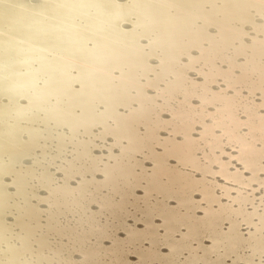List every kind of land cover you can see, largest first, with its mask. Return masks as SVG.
<instances>
[{"label": "bare ground", "instance_id": "1", "mask_svg": "<svg viewBox=\"0 0 264 264\" xmlns=\"http://www.w3.org/2000/svg\"><path fill=\"white\" fill-rule=\"evenodd\" d=\"M0 32V264H264V255L252 254L261 243L264 190L249 197L255 205L241 220L226 224L228 217H216L212 230L198 227L208 209L188 207L189 196L198 205L201 196L186 192L185 181L203 183L205 173L196 171L203 153L190 147L165 155L159 144L129 143L115 134L114 121L99 115L112 107L90 103L98 92L116 91L120 82L112 76L127 78L137 68L154 73L141 83H152L143 95L155 100L173 67L206 49L226 63L222 71L254 72L258 89L264 80L260 0H68L65 7L0 0ZM144 52L147 62L139 63ZM184 75L202 82L195 73ZM199 103L193 100L194 107ZM157 115L170 118L163 107ZM161 135L184 143L162 129ZM260 160L258 154L257 179L264 180ZM204 195L220 192L212 187ZM233 239L252 252L236 244L219 251Z\"/></svg>", "mask_w": 264, "mask_h": 264}, {"label": "snow or ice", "instance_id": "2", "mask_svg": "<svg viewBox=\"0 0 264 264\" xmlns=\"http://www.w3.org/2000/svg\"><path fill=\"white\" fill-rule=\"evenodd\" d=\"M51 2L57 7H65L68 0H51ZM260 3L264 4V0H260ZM3 34L0 32V35ZM148 56L149 53L144 52L138 62L146 63ZM187 58L189 63L175 65L173 71L163 78L168 81V87L162 93L155 94V100L143 95L144 88H151L152 83H141V80H148V76L154 73H145L137 68L135 71L129 70L127 78L125 74L119 77L112 76L111 80L120 82L116 91L113 93L111 89H108L98 92L92 97L90 103L94 105L108 103L112 107L111 114L100 113L99 115L107 116V121H114L115 134L123 135L129 143L143 142L149 147L159 144L161 152L165 155L169 151L182 153L190 147H195L198 154L203 153L202 156L199 155V161L196 164L197 173H205L203 183L185 181V190L192 194L199 193L201 196L199 205L189 196L191 201L189 208L206 206L208 209L207 214L204 215L203 224L200 225L197 221L196 226L212 230L217 223L216 217L221 219L228 217L226 224L231 223L233 218L237 221L241 220L242 215L248 214L247 206L255 205V201L249 200V197L264 190V180L257 179L256 169V156L259 154L261 157L259 175H264V115H256V112H264V102L256 105L257 91L264 92V80L257 89L254 72L241 71V75L236 76L231 69L222 71L226 63L214 59L207 49L199 59ZM185 73H195L197 77L202 78V82L197 79H186ZM155 79L160 80V76L155 74ZM221 82L224 86L218 91H213V86ZM66 87L71 90V83H67ZM155 87L159 88L160 84L157 83ZM130 90H135L136 95H131ZM259 99L264 101V95H261ZM193 100H198L199 105L194 107ZM133 104H139V107H133ZM120 107L128 108L129 114L127 116L121 114L118 111ZM162 107L169 113L170 118L167 121L160 120L157 115ZM210 108L214 111H210ZM79 125L83 127V123ZM197 127L201 129L199 138L193 140ZM141 128L144 130L141 131ZM161 129L171 137H183L184 143L170 144L164 141ZM109 135L111 136L112 133L110 132ZM200 145L203 147H199ZM101 147L106 148L107 144ZM234 161L242 167L243 171L241 167L233 163ZM213 177L226 178L225 185L213 184L211 180ZM212 187L220 192L219 198L204 195ZM237 192L239 195L233 199L232 194ZM222 198H227L229 203H220ZM259 199L264 205V195H261ZM260 223L264 225V221ZM193 227V224H188L189 229ZM259 232L261 243L257 246L258 250L252 253L253 255L256 253L264 255V226L259 229ZM222 243L224 247L219 249L222 253L225 248L233 244L245 248L246 252H252L246 244H241L235 239L222 241Z\"/></svg>", "mask_w": 264, "mask_h": 264}]
</instances>
